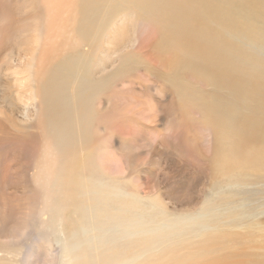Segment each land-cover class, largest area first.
Returning <instances> with one entry per match:
<instances>
[{
  "label": "bare ground",
  "instance_id": "6f19581e",
  "mask_svg": "<svg viewBox=\"0 0 264 264\" xmlns=\"http://www.w3.org/2000/svg\"><path fill=\"white\" fill-rule=\"evenodd\" d=\"M251 4L0 0V264H264Z\"/></svg>",
  "mask_w": 264,
  "mask_h": 264
},
{
  "label": "rangeland",
  "instance_id": "374dc122",
  "mask_svg": "<svg viewBox=\"0 0 264 264\" xmlns=\"http://www.w3.org/2000/svg\"><path fill=\"white\" fill-rule=\"evenodd\" d=\"M251 7H253L254 10L257 9L255 20L253 18L251 20V24L253 28L258 31H264V14L260 11V9L264 10V4H259V5L251 4ZM26 255L29 256V253L28 254L26 253ZM34 258L36 260L35 264H44V262H42V259H40L42 258L41 256L35 254Z\"/></svg>",
  "mask_w": 264,
  "mask_h": 264
}]
</instances>
